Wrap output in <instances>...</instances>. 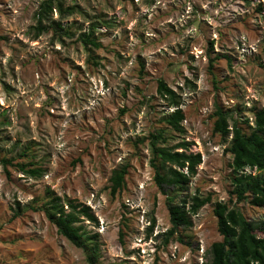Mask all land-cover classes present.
<instances>
[{"label": "rangeland", "instance_id": "1", "mask_svg": "<svg viewBox=\"0 0 264 264\" xmlns=\"http://www.w3.org/2000/svg\"><path fill=\"white\" fill-rule=\"evenodd\" d=\"M41 2L0 0V264H88L29 206L41 205L48 188L92 208L98 222L86 225L100 234L102 264H204L223 238L217 201L264 218V206L232 196L231 136L214 132L217 106L248 132L246 120L264 109V0H63L76 9L54 10L73 32L62 38L52 27L39 35L32 28ZM97 21L103 47L92 50L94 62L78 37ZM159 79L178 96L183 133L164 122L177 106L159 94ZM160 128L168 145L187 140L202 156L176 201L212 198L169 240L167 194L155 182L149 144ZM4 157L35 162L44 174L8 165V176ZM124 164L125 186L112 196L110 177Z\"/></svg>", "mask_w": 264, "mask_h": 264}, {"label": "trees", "instance_id": "2", "mask_svg": "<svg viewBox=\"0 0 264 264\" xmlns=\"http://www.w3.org/2000/svg\"><path fill=\"white\" fill-rule=\"evenodd\" d=\"M76 6L65 7L63 0H42L36 12L37 25L32 28L39 35L52 27L62 38L71 36L70 27H65L61 21L53 19L54 10L61 16L74 12ZM111 25L108 21H103ZM99 21L91 24L89 32L79 35V41L90 52V59L97 62L94 48L103 47V42L95 35ZM93 50V51H92ZM212 65V64H211ZM212 68V66H211ZM212 71V70H211ZM213 73V72H212ZM216 80V77L213 76ZM216 83V81H214ZM159 94L170 101V105L177 108L164 118V122L172 131L185 132L183 121L185 114L179 107V99L163 79L158 81ZM124 111V110H123ZM214 132L219 133L224 140L230 136L228 151L232 154L230 166L232 168L231 181L232 196L238 202L246 201L252 206H264V109L253 110L254 123L246 131L234 119L232 113L217 106L214 113ZM230 120H233L232 125ZM152 159L155 170V182L160 190L167 194V203L170 213L171 228L165 233L166 239H171L179 227L192 225V216L207 203L211 202V195H194L190 198H181L179 193L185 190L193 176L197 173L198 165L202 163L201 153L189 152V141L182 140L174 146L168 145L169 135L166 129L160 128L152 132L149 137ZM30 148H24L17 156L27 157ZM181 149V150H180ZM14 157L2 158L5 171L10 176L8 165H15L20 171L30 177H41L44 168L37 163L14 162ZM250 168L252 171H247ZM256 170V173L253 171ZM128 164H124L113 171L110 177V192L115 196L126 183ZM174 192V193H173ZM172 193V194H171ZM45 201L33 209L45 213L50 222L56 225L58 232L72 244L81 248L88 264H102L100 261L101 244L100 234L88 229L86 222H98L92 208L82 202L68 197H61L50 188L45 191ZM35 202L38 200L35 199ZM217 218V225L222 240L212 243L208 250L209 259L204 264H264V218L249 219L240 208L224 201H217L213 209ZM20 213L17 210L15 215Z\"/></svg>", "mask_w": 264, "mask_h": 264}]
</instances>
